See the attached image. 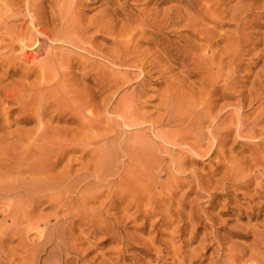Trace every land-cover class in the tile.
Here are the masks:
<instances>
[{"label":"rangeland","instance_id":"rangeland-1","mask_svg":"<svg viewBox=\"0 0 264 264\" xmlns=\"http://www.w3.org/2000/svg\"><path fill=\"white\" fill-rule=\"evenodd\" d=\"M17 1L0 0V13L5 9L0 20L7 21L3 31L14 28L22 36L13 46L8 40L0 47H5L0 50V185L13 178L5 172L10 166L21 163L22 178L28 179L35 163L57 160L58 166L39 179L68 177L72 189L63 196L67 202L55 198L58 205L43 192L23 194L29 218L13 207L6 212L14 195L0 192V264H264V0H79L78 12L64 23L52 3L41 4L36 17L18 9ZM146 10L160 30L154 25L132 36L130 29ZM167 13L170 19L163 16ZM217 13H224L220 21ZM165 17L169 25H161ZM69 23L83 31L85 46L66 39ZM128 49L135 51L130 58L140 61L137 67L111 61L116 55L126 58ZM14 84L19 89L12 90ZM28 85L48 89L46 105L62 100L63 107L40 106L45 115L62 109L76 115L75 105L85 102L100 117L99 127H86L80 118L58 122L49 113L41 116L39 106L20 100L31 102L38 95ZM129 96L140 118L128 117ZM193 108L210 114L201 126L203 145L214 148L205 156L189 149L194 138H168L186 128L168 125V119ZM239 123L248 132L255 126V138L240 136ZM226 128L232 133L216 147L213 129L225 133ZM99 139L106 143L103 153L96 145H81ZM130 140L142 148L131 151ZM72 147L77 150L66 151ZM102 158L111 165L95 178ZM35 196L41 204L31 206Z\"/></svg>","mask_w":264,"mask_h":264},{"label":"bare ground","instance_id":"bare-ground-1","mask_svg":"<svg viewBox=\"0 0 264 264\" xmlns=\"http://www.w3.org/2000/svg\"><path fill=\"white\" fill-rule=\"evenodd\" d=\"M46 1L47 2H49V3H52L53 4V6H56V8H58V13H56V15H58V17L60 16V19L63 21V20H65L66 18H68V17H70L69 15L71 14V13H74V11L75 12H78V9H77V7L79 6V0H41L40 1V3H38L39 2V0H18L17 2H18V9H20V8H25L26 10H28L29 12H31V13H33V15L34 16H36V15H38V12L41 10V8H43V7H41V4H43L44 2L46 3ZM135 1H137V2H139V1H148V2H150V3H154V1L152 0V1H149V0H135ZM180 1V0H179ZM2 3L4 2V1H1ZM0 2V3H1ZM72 2V3H71ZM81 3V2H80ZM5 4H6V2H5ZM3 5V4H2ZM1 5V7H4V6H2ZM9 6H8V8H9V12L10 11H13L14 9H13V6L12 5H10V4H8ZM223 6V5H222ZM221 6V7H222ZM5 7H7V4H6V6ZM209 7V6H208ZM225 8V7H224ZM241 8V7H240ZM0 9H2V8H0ZM25 10V11H26ZM185 10V9H184ZM1 11V10H0ZM24 11V10H23ZM28 11H26V12H28ZM4 12H5V9H4ZM3 12V10H2V13H4ZM14 12V11H13ZM57 12V11H56ZM144 12H145V10H144ZM143 12V13H144ZM147 12H149V10L147 11L146 10V13H144V15H145V17L143 16L141 19H138V22H139V24H138V26L137 27H135L134 29H130V34L133 36V32L135 31V32H139V34H146L147 33V31H148V28L149 29H152L153 27H154V25H155V27H156V24H157V22L159 23V21L156 19V17L155 18H153V15L151 14H148ZM180 12H181V10H180ZM2 13H0L1 15H2ZM6 13H7V11H6ZM5 13V14H6ZM11 13V12H10ZM152 13V12H151ZM12 14H14V13H12ZM142 14V13H141ZM148 14V15H147ZM72 15V14H71ZM165 15H167L168 16V13L167 14H164L163 16H165ZM220 15H222V16H220ZM223 15H224V13H221V14H219V13H217L216 14V16H215V19H217V21L219 20V19H221L222 17H223ZM13 16V15H12ZM2 17V16H1ZM31 17V16H30ZM37 17V16H36ZM169 19H170V14H169ZM54 18V17H53ZM162 18H164V17H162ZM161 18V20H160V22H161V25H162V23H164V25L166 24V25H169L168 23V20L166 19V17H165V19H162ZM243 18V17H242ZM3 19V18H2ZM34 19H35V17H34ZM5 20V19H4ZM3 20V21H4ZM7 20V19H6ZM1 21L0 20V47L1 46H3L8 40H9V42H10V45L9 46H11L12 44H14V42L17 40V39H20L22 36H20L19 34L17 35L16 33L17 32H15L14 31V28H12V31H8L7 30V33L6 32H4L3 30H4V28H3V26H4V22H7V21ZM180 21V20H179ZM217 21H215V22H217ZM220 21V20H219ZM166 22V23H165ZM171 22V21H170ZM62 23H64V21L62 22ZM111 23V22H110ZM242 23V22H241ZM35 24V23H34ZM78 24V23H77ZM175 25H177V23H174ZM178 24H179V22H178ZM247 24V23H246ZM162 26V27H164L165 28V26ZM80 26V25H79ZM153 26V27H152ZM159 26V25H158ZM7 27V26H6ZM81 27V26H80ZM128 27V26H127ZM150 27H152V28H150ZM162 27H160V28H162ZM63 28V27H62ZM66 28V30H65V35L67 36V38L66 39H69L72 43H76V45L78 44V45H80V46H85L84 45V40L82 39L83 38V33H82V35H81V32H83L82 30L79 32L78 30H80V28L76 25V24H74V23H69L68 24V26L67 27H65ZM79 28V29H78ZM157 28L159 29V27H156V30H157ZM6 29V28H5ZM106 29V28H105ZM62 30V29H61ZM160 30V29H159ZM162 30V29H161ZM164 30V29H163ZM2 31L4 32V34L6 33V37L4 36V38L2 39ZM14 31V32H13ZM100 31V30H99ZM38 32H40L39 30H38ZM105 32V31H104ZM206 32H207V30H206ZM63 33V32H62ZM172 33V32H171ZM178 33V32H177ZM21 34V33H20ZM124 34H125V32H124ZM207 34V33H206ZM21 35H23V34H21ZM26 35V34H25ZM42 35V34H41ZM73 35H76V37L74 38L73 37ZM86 35V34H85ZM135 35V34H134ZM63 36H64V34H63ZM159 36V35H158ZM156 37V36H155ZM88 39V38H87ZM133 39V38H132ZM158 39V38H157ZM38 39L36 38L35 39V41H36V43L32 46V49H35L36 47H37V45H38V41H37ZM130 40V39H129ZM153 40V39H152ZM18 41V40H17ZM131 41V40H130ZM8 42V43H9ZM26 42V41H25ZM215 42H217V41H215ZM34 43V42H33ZM128 43V42H127ZM25 44V43H24ZM86 44V43H85ZM197 44V43H196ZM215 44V43H214ZM214 44L212 43V46H214ZM16 45V44H15ZM13 46V45H12ZM88 46H86V48H87ZM91 47V46H90ZM89 48V47H88ZM87 48V49H88ZM92 48V47H91ZM90 48V51H92V49ZM122 48V47H121ZM129 48V47H128ZM3 49H5V47L3 48ZM3 49H0V50H3ZM6 49H8V47L6 48ZM114 49H115V47H114ZM117 49V48H116ZM120 49V48H119ZM124 49V48H123ZM127 49V48H126ZM89 50V49H88ZM93 50H94V48H93ZM95 51V50H94ZM116 52H117V50H115ZM125 52H127V57L126 58H124V59H122V58H120L119 56H112L111 57V61L112 62H120L122 65H124V66H126V65H129V66H135V67H137L138 65L137 64H139V60L138 59H135V58H130L131 57V55H133V54H135V51H129V49L126 51L125 50ZM13 54V53H12ZM2 55V54H1ZM4 55H7V54H4ZM3 55V56H4ZM103 56V55H102ZM123 56V55H122ZM5 57V56H4ZM30 57V56H29ZM6 58V57H5ZM14 58V57H13ZM108 58V57H107ZM165 58V57H164ZM32 59V58H31ZM109 59V58H108ZM161 59V58H160ZM159 59V60H160ZM214 59V58H213ZM6 60V59H5ZM10 60V59H9ZM110 60V59H109ZM178 60V59H177ZM205 60V59H204ZM8 61V60H7ZM7 61H5V62H7ZM207 60H205V62H206ZM11 62V61H10ZM14 62H16L15 60H14ZM210 63V62H209ZM16 64V63H15ZM18 64V63H17ZM16 64V65H17ZM8 65L10 66V64L8 63ZM19 65V64H18ZM18 65H17V67H18ZM21 66H23L22 64H20ZM19 65V66H20ZM142 65H144V64H142ZM11 67V66H10ZM25 67V66H24ZM1 68V67H0ZM7 68H8V66H7ZM16 68V67H15ZM19 68H21V67H19ZM18 69V68H17ZM22 69V68H21ZM25 69V68H24ZM10 70V69H9ZM8 70V71H9ZM15 70V69H14ZM26 70H28V69H26ZM7 70H6V72L7 73H9ZM18 71H19V69H18ZM23 71V70H22ZM30 71V70H29ZM5 72V73H6ZM21 72V71H20ZM14 73H16L17 74V72H15L14 71ZM19 73V72H18ZM4 74V73H3ZM24 73H22V75L21 76H24L23 75ZM7 75L8 74H6L5 76L7 77ZM14 75V74H13ZM12 75V76H13ZM26 75H29V74H26ZM4 76V75H3ZM4 76V77H5ZM11 76V75H10ZM12 76L10 77V78H12ZM5 77V78H6ZM3 78V77H2ZM24 78H26L25 76H24ZM27 79V78H26ZM30 79V78H29ZM0 80H1V77H0ZM6 80V79H5ZM0 82H3V80H1ZM26 83V82H25ZM214 83H215V81H214ZM1 84V83H0ZM3 84V83H2ZM13 84V83H12ZM12 84H10L11 85V87H12ZM15 85L16 84H14L13 85V89L12 90H14V87H15ZM21 84L19 83V85L18 86H20ZM24 85V84H23ZM18 86L17 87H15L16 88V90H17V88H18ZM25 86H27V85H24V87ZM24 87H22V91H23V89H24ZM28 87H31V86H29L28 85ZM33 87V86H32ZM31 87V88H32ZM36 87V86H35ZM34 88V87H33ZM41 89H37V88H34L33 90H35V89H37V92H36V90L33 92L32 91V93H35L36 92V94L38 93V95H36L37 97H40L39 95H41V97L43 96L42 95V91H43V94H44V97L46 96L45 95V93L46 92H48L47 90L48 89H46V90H43V88L42 87H40ZM46 87H44V89H45ZM19 89V88H18ZM30 88H27L26 90H28L29 91V94L31 93L30 92V90H29ZM12 90H9V91H7L8 93L10 92V91H12ZM26 90H24L25 92H26ZM20 91H21V87H20ZM12 92H14V91H12ZM11 92V93H12ZM45 92V93H44ZM16 93V92H15ZM14 93V94H15ZM19 93V92H18ZM22 93V92H21ZM20 93V94H21ZM28 93V92H27ZM31 93V94H32ZM0 94H1V92H0ZM7 95V94H6ZM33 95V94H32ZM28 96V95H27ZM31 96V95H30ZM35 96V95H34ZM34 96H33V98H34ZM35 96V99H32L33 101H28V100H24L23 98L22 99H20L21 101H23V104L26 102V104L28 105V103L31 105V106H33V107H35V106H39V107H37V108H41L42 106H44L45 107V111H47V109H49L50 107H55V105H59V107H63L62 105H61V102H62V100H61V102L60 101H55V102H51V103H49L48 105H46V103L47 102H45L44 100L42 101V99H46L47 98V96L45 97V98H37ZM9 97H10V95H9ZM8 97V98H9ZM13 97V96H12ZM24 97V96H23ZM130 97V101H128L127 99V101L126 102H128V104H127V106H126V110H127V113H128V117L129 118H132V119H137V118H140V116H139V113H138V108L137 109H135V104H136V102L134 101V98H132L133 96H129ZM16 98V97H15ZM19 98V97H18ZM21 98V97H20ZM28 98H29V96H28ZM49 98V97H48ZM48 98H47V101H48ZM56 98V97H55ZM58 98V97H57ZM7 99V98H6ZM8 100V99H7ZM17 100H19V99H17ZM30 100H31V98H30ZM57 100H59V98L57 99ZM64 100V99H63ZM125 100V99H124ZM5 101V100H4ZM88 101V100H87ZM15 102V101H14ZM17 102V101H16ZM0 103H2V102H0ZM7 103V102H6ZM21 103V102H20ZM63 103H64V101H63ZM83 103V102H82ZM82 103H80V104H76L75 105V108H74V112H75V114L76 115H73L74 113H72L71 112V114L70 115H72L71 117H68L69 116V114H66V112L65 111H63V109L62 108H60L59 110H61V111H59V113L57 112V113H54V115H52V112H46V115H45V111L43 110V108H41L42 110H43V112H40V114H41V116H44L45 115V117L47 116V114H48V116H51L52 115V120H57L58 122H61V121H63V120H65V122H76V121H78L77 120V118L79 119H81L80 120V122L82 121V123H85V124H87V126L86 127H88L89 125H94V128H96V127H99L98 126V124H100L101 122H100V117L99 116H96V115H94L93 114V112H94V110L91 108V105H87V103L85 104V102L82 104ZM25 104V105H26ZM26 105V106H27ZM120 105H121V103H120ZM0 106H1V104H0ZM17 106L19 107V105H18V103H17ZM41 106V107H40ZM20 107H21V105H20ZM29 107V106H28ZM137 107V106H136ZM24 108H25V106H24ZM32 108V107H31ZM30 108V109H31ZM47 108V109H46ZM56 108V107H55ZM40 109V110H41ZM194 109V110H193ZM193 109H191V110H188V111H185V112H183V113H179V115H178V118H177V116H172V117H170L169 119H168V121H167V123H168V125H171L172 123H180V125H181V127H186L184 130L181 128L180 129V131L177 133V134H172V135H170L168 138H169V140L170 139H175V138H177V140H175L176 142L177 141H179V140H184V139H192V138H194L195 139V143H193V144H191L189 147V149L191 150V152L192 153H194L195 155H198V156H203V154H204V156L205 155H207V154H209L211 151H212V149L214 148L213 146H211L210 148H208V149H206V150H204V145H203V142H204V140H205V134H204V132L202 131V125L207 121V120H209L210 119V114H209V112L208 111H204V110H199L198 108H193ZM41 110V111H42ZM50 110V109H49ZM39 111V110H38ZM37 111V112H38ZM92 111V112H91ZM168 111H170V110H168ZM22 112H24V111H22ZM28 112H32V111H27V113ZM89 112H91L92 113V115L90 114V116L89 115H87V113ZM171 113V112H170ZM173 113V112H172ZM23 114V113H22ZM29 114V113H28ZM33 114V113H32ZM38 114H39V112H38ZM51 114V115H50ZM57 114V116H55ZM27 115V114H26ZM36 115H37V113H36ZM35 115V116H36ZM99 115V114H98ZM212 115V114H211ZM23 116L25 117V115L23 114ZM33 116H34V114H33ZM38 116H40V115H38ZM41 116L40 117H38L39 119L41 118ZM54 116V117H53ZM165 116H167V113H166V115ZM169 116V115H168ZM28 117V116H27ZM26 117V118H27ZM44 117V118H45ZM68 117V118H67ZM164 117V116H163ZM43 118V117H42ZM41 118V119H42ZM43 118V119H44ZM67 118V119H66ZM36 119V118H35ZM38 119V122L40 121V123L41 122H43V121H41V119L39 120ZM47 119V118H46ZM19 120H21V119H19ZM30 120V119H29ZM29 120H24V121H22V122H28ZM31 120H33L32 118H31ZM50 120H51V117H50ZM212 120V119H211ZM262 120V119H261ZM37 121V120H36ZM214 121V120H213ZM21 122V121H20ZM50 122H53V121H50ZM50 122H48L49 124H50ZM79 122V121H78ZM208 122H211L212 123V121H208ZM44 125H46L47 124V122H45V119H44ZM37 124V123H36ZM42 124V123H41ZM41 124H37V126L38 127H41V128H46L45 126H42ZM89 124V125H88ZM214 124V123H213ZM238 124V123H237ZM256 124V123H255ZM41 125V126H40ZM97 125V126H96ZM133 125V124H132ZM132 125H129V124H127L126 126H129L130 128H131V126ZM138 125V124H137ZM4 126H5V124H4ZM3 126V127H4ZM8 126V125H7ZM46 126H48V124L46 125ZM165 126V125H164ZM238 126H240V123H239V125ZM237 126V127H238ZM252 126V125H251ZM2 127V128H3ZM6 127V126H5ZM84 127V126H83ZM91 127H93V126H91ZM212 127H213V125H212ZM248 127V126H247ZM1 128V127H0ZM8 128V127H7ZM41 128H38V129H40L41 130ZM50 128V127H49ZM101 128V127H100ZM213 128H215V127H213ZM253 128V130H251V131H247V128L244 126V125H241L240 126V128H238L239 130L237 131V132H239V135L240 136H249V138H250V136H251V138L252 137H254V128H255V126L254 127H252ZM4 129V128H3ZM3 129H1V130H3ZM83 129V128H82ZM40 130H37L36 132H39ZM95 130V129H94ZM231 131H233V130H231L230 128H226V132L225 133H222V131L221 130H219V129H215V131H214V129H213V131H212V134H213V140H215V142L217 143V145H216V147H220V146H222L223 144H224V141H223V138L225 137V136H229L232 132ZM14 132V131H13ZM86 132V131H85ZM248 132V133H247ZM9 133V132H8ZM12 133V132H11ZM17 133V132H16ZM27 133H29V132H27ZM48 133V132H47ZM55 133V132H54ZM206 133V132H205ZM209 133V132H208ZM208 133H206V135L208 136ZM5 134V133H4ZM14 134V133H13ZM13 134H10V135H13ZM24 134V133H23ZM22 134V135H23ZM36 134V133H35ZM87 134V133H86ZM262 134V133H261ZM26 135V134H25ZM24 135V136H25ZM28 135V134H27ZM26 135V136H27ZM45 135V134H44ZM78 135V134H77ZM88 135H89V133H88ZM130 135V137L132 136L131 134H129ZM210 135V134H209ZM5 135H2V139H4L3 137H4ZM7 136H9V134L7 135V133H6V136L5 137H7ZM14 136V135H13ZM13 136H11L12 138H13ZM100 136V135H99ZM42 137V136H41ZM76 137V136H75ZM8 138V137H7ZM49 138V137H48ZM136 138V137H135ZM207 138V141H208V138L209 137H206ZM210 138H211V136H210ZM246 138V137H245ZM248 138V137H247ZM255 138V137H254ZM43 139H45V138H43ZM54 139H55V136H54ZM132 139V138H131ZM25 140V139H24ZM29 140V139H28ZM53 140V139H52ZM91 140V139H90ZM37 141V140H36ZM48 141H51V140H48ZM129 141V140H128ZM130 142H131V140H130ZM141 142V141H140ZM144 142V141H143ZM214 142V143H215ZM36 143V142H35ZM132 143V142H131ZM34 144V143H33ZM37 144V143H36ZM39 144H40V142H39ZM138 144V145H137ZM19 145V144H18ZM22 145V144H21ZM81 145L83 146V148L84 149H86V148H89L90 146H95L96 145V147H94V150H97V151H100V153H103V151H104V148H105V150H106V143H104V141L102 140V139H99L96 143H94V142H92V141H88L87 143H81ZM146 145V144H145ZM213 145H215V144H213ZM35 146H37V145H35ZM42 146V145H41ZM72 146H74V145H72ZM144 146V145H143ZM43 147V146H42ZM70 147V146H69ZM139 147H141L142 148V145L141 144H139V141L137 140V141H134L132 144H130V150L131 151H133V150H137ZM14 148V147H13ZM76 147H72V148H70V150L68 149V150H66L67 152H69V151H71V150H74ZM82 148V147H81ZM127 148H129V147H127ZM145 148V147H144ZM216 149V148H215ZM7 150V149H6ZM9 150V149H8ZM26 150V149H25ZM48 150V152H49V148L47 149ZM47 150H45V152L47 151ZM53 150H55V148L53 149ZM75 150H77V148L75 149ZM138 151V150H137ZM215 151V150H214ZM213 151V152H214ZM12 152V151H11ZM57 152V151H56ZM146 152H148V151H146ZM215 152H217V151H215ZM19 153V152H18ZM17 153V154H18ZM212 153V152H211ZM210 153V154H211ZM9 154V153H8ZM45 154V153H44ZM49 155H50V152L48 153ZM53 154H54V151H53ZM55 154H57V155H59L58 153H55ZM147 154V153H146ZM14 155V154H13ZM24 155V154H23ZM188 155V154H187ZM47 156V153H46V155H45V157ZM56 156V155H55ZM128 156V155H127ZM151 156V155H150ZM17 157V156H16ZM53 157V156H52ZM103 157H104V155H103ZM132 157V156H131ZM58 158V157H57ZM147 158H148V156H147ZM189 158V157H188ZM49 159V158H48ZM59 159V158H58ZM5 160V159H4ZM150 160V159H149ZM148 161V160H147ZM146 161V162H147ZM13 162V161H12ZM145 162V163H146ZM3 163V162H2ZM27 163V162H26ZM43 162H42V160H41V162H37V163H35L33 166H32V170H31V172H30V174H31V177L30 178H28V179H23L22 178V172H20V166H18L19 164H21V163H19L17 166H10V168H8L5 172H8V176H11V177H13V178H11L7 183L5 182V184L2 186V185H0V192H3L5 195L6 194H9V195H14V200H15V202H14V204L11 206L10 205V207L8 208L7 207V209H5V211L7 212V210L8 209H11V207H13V209L14 210H16L15 212H20V213H22L26 218H29V216H31L30 214V211H28V210H25L24 211V208H23V204L25 203L24 201H23V194H28V193H30V192H43L42 194H44V198L46 199V200H48V202L50 201V203L51 204H55L53 201H55L56 199L55 198H60L61 197V201H59V202H61L62 203V201H63V199L65 200V198H63V196L66 194V193H68V192H70L71 191V189H72V186H71V184H70V182H69V180H68V177H65V178H57V177H51V178H49L48 180L46 179V180H43V179H39L41 176H43L44 177V175L45 174H48V173H50L54 168H56L57 166H58V164L60 163L59 161H57L56 160V162L55 163H53V164H51V165H48V166H46V165H44V164H42ZM148 163V162H147ZM146 163V164H147ZM150 163V162H149ZM175 163V162H174ZM176 163H179V161H176ZM4 164H6V162L4 163ZM49 164V163H48ZM152 164H154V163H152ZM3 165V164H2ZM110 166L111 165V161H110V159H108L107 160V158H102L101 160H100V163H99V169H97V173L95 174L94 173V177L95 178H101L103 175H104V173H103V171L105 170V168H106V166ZM116 165V164H115ZM149 165V164H148ZM113 166V165H112ZM179 167H181V166H183V165H178ZM87 167V166H86ZM116 166H113V168H115ZM66 168V167H65ZM0 169H2V167H0ZM110 169H112V168H110ZM110 169H109V171H110ZM112 171V170H111ZM7 174V173H6ZM29 174V175H30ZM238 174V173H237ZM24 175V174H23ZM57 175V174H56ZM46 176V175H45ZM31 178H37V179H31ZM42 178V177H41ZM48 178V177H47ZM1 183V182H0ZM98 183V182H97ZM82 188V187H81ZM48 192H51V193H49L48 194ZM34 194V193H33ZM32 194V195H33ZM69 194V193H68ZM3 195V194H2ZM98 197V196H97ZM2 198H3V196H2ZM1 198V199H2ZM43 198V199H44ZM87 199V198H86ZM13 201V199H9V201ZM31 201V206H38L39 204H41V200H42V198L41 197H38V196H35V197H33L32 199H30ZM7 202H6V204H8L7 206H9V201L8 200H6ZM17 201H18V203H17ZM77 201V200H76ZM1 202V201H0ZM3 202H4V200H3ZM53 202V203H52ZM65 202H67L66 200H65ZM85 202V201H84ZM67 204V203H66ZM56 205H58L57 203H56ZM60 205H62V204H60ZM59 205V206H60ZM2 206V205H1ZM77 206V205H76ZM4 208H6V206L4 205L3 206ZM79 207V206H78ZM73 208V207H72ZM3 210V209H2ZM57 210V209H56ZM67 211V210H66ZM2 213V212H1ZM4 214H5V212H3ZM3 214V215H4ZM6 216V215H5ZM5 218V217H4ZM36 220V219H35ZM34 225V224H33ZM32 228H34V227H32ZM39 228H40V224H37V227H36V231H37V229L39 230ZM34 230V229H33ZM42 233V231L40 232V234ZM56 235V234H55ZM3 241V240H2ZM35 245H37V244H35ZM39 249V248H38ZM36 252H37V249H36ZM37 264H40V263H37Z\"/></svg>","mask_w":264,"mask_h":264}]
</instances>
